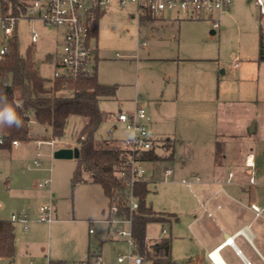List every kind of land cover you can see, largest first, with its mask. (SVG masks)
<instances>
[{
	"label": "rangeland",
	"instance_id": "obj_1",
	"mask_svg": "<svg viewBox=\"0 0 264 264\" xmlns=\"http://www.w3.org/2000/svg\"><path fill=\"white\" fill-rule=\"evenodd\" d=\"M232 7L222 17L221 28L215 35L211 34L210 18L205 16L163 24L151 34L143 28L138 16L132 17L135 6L131 3L119 6L112 2L102 10L103 15L98 20L97 77L102 83L117 86V91L113 98L100 102V110L106 119L98 126L93 138L98 143L127 139L131 133L117 122L116 116L121 111L131 114L139 106L150 118L147 128L152 140L158 147L164 143L169 147L163 150V155L169 157L174 150L173 159L147 162L143 168L150 190L147 206L170 219L166 223L149 224L146 235L158 240L171 238L176 264H181L187 254L182 239L190 234L188 224L193 213L197 210L201 213L203 208H200L203 199L197 187L204 178H190L186 172L196 170L200 161L205 163L213 149L211 142L218 127L219 94L222 101L232 102L229 104L232 114L228 130L238 135L233 139L240 142L228 140L226 154L233 155L232 151L240 144L246 148L253 145L254 153L258 155L257 168L264 176V145L250 144L240 135L245 133V125L250 119L256 120L260 126L259 135H264V62L258 61L259 33L261 26L264 27V16L248 0H235ZM167 15L175 14L169 12ZM33 31L39 35L36 44L31 42ZM62 32V28L39 20L20 19L15 26L20 55L31 58L47 87L55 81ZM139 32L142 37L148 36L145 39L147 46L140 50ZM4 38L0 24V44ZM179 58L182 63L178 62ZM93 59L95 61V57ZM218 59L227 68L231 86L224 84L226 77L219 74L222 69L209 62ZM209 74L222 80L221 93L217 78L208 81ZM179 77L181 94L178 101H173V97L169 99L166 93L161 96L165 86L168 83L175 85ZM200 78L205 79V93L198 92L196 80L200 84ZM61 94L70 96L71 93ZM84 125L82 116H71L66 121L63 135L54 138L50 130L46 131L33 119L29 127L32 140L19 142V146L11 149L0 147V219L10 221L13 213L22 211L30 217L25 232L20 223H13L14 258H1L0 264H31V261L32 264H49V261L81 264L88 262L90 254L93 255L101 245L105 261L115 263L117 255L128 252V245L115 241L113 231L108 232V226L100 222L110 206L103 189L97 184L74 185L72 178L77 160L54 157L55 150L64 145H79ZM53 138L57 142L55 147L47 143ZM35 139L44 141L39 149ZM235 156L239 158V153ZM36 162H40V166ZM167 168L174 170L173 174L167 175ZM231 169L234 172L243 170L229 164L223 167L226 173ZM184 178L198 184H183ZM47 180L51 181L48 187H38ZM256 193L264 204V186L258 187ZM50 202L56 211L55 221L49 225L39 221L38 210ZM89 222L93 223L92 235L89 234Z\"/></svg>",
	"mask_w": 264,
	"mask_h": 264
},
{
	"label": "trees",
	"instance_id": "obj_2",
	"mask_svg": "<svg viewBox=\"0 0 264 264\" xmlns=\"http://www.w3.org/2000/svg\"><path fill=\"white\" fill-rule=\"evenodd\" d=\"M26 0H0V16L22 18L27 13ZM99 13L92 29L93 37L97 34ZM152 19L151 16L143 20ZM95 35V36H94ZM259 62H264V27L259 33ZM68 91L70 96L61 93ZM117 86L101 84L97 74L88 79H55L50 87L39 75L38 69L30 57H23L18 51L17 35L14 32L9 41V53L0 61V97L15 108L22 124L20 127L0 126V135L5 143L0 147L12 148L13 142L32 140L29 122L33 117L42 127L50 129L54 138L61 137L69 117L78 115L87 118V124L81 131L79 139L80 157L73 174V184L92 182L102 187L105 195L116 197L120 203V212L129 217L125 207L128 200L130 180L128 161L130 153L124 144L114 141L98 143L93 135L98 126L106 119L100 110V102L116 95ZM169 142V140H168ZM148 151H142L139 161L143 163L168 159L173 155L163 156L157 153L158 146L153 141ZM171 145V144H169ZM168 145V146H169ZM162 149L168 150L166 143ZM147 181H138L134 185V195L139 202V209L133 214V232L138 250L147 260L154 264H173L171 260V243L162 239L152 243L148 241L146 230L151 223H166L170 219L158 215L149 206L146 199L149 194ZM15 254V233L11 221L0 219V259L13 258ZM93 255L90 254V259ZM53 264V263H51ZM62 264V263H56ZM87 264H90L87 263Z\"/></svg>",
	"mask_w": 264,
	"mask_h": 264
},
{
	"label": "crops",
	"instance_id": "obj_3",
	"mask_svg": "<svg viewBox=\"0 0 264 264\" xmlns=\"http://www.w3.org/2000/svg\"><path fill=\"white\" fill-rule=\"evenodd\" d=\"M250 2V1H248ZM118 5V4H117ZM233 5V3H232ZM232 5L230 9L224 13L227 14L232 10ZM105 10V9H104ZM104 12V11H103ZM98 14V13H97ZM175 14V13H174ZM223 14V16H224ZM103 15L102 11L99 12V16L101 17ZM136 15V7L135 12L132 14V17L134 18ZM222 16V17H223ZM96 20V19H95ZM183 19H180L179 15L175 14L172 17H169L167 13L160 18H153L149 20H143L140 19L141 24H143V28L146 30H149L152 34L153 30H158L159 26H162L163 24L166 26L170 22H179ZM174 21V22H173ZM218 31L212 30L211 34L215 35ZM37 33V32H36ZM38 34V33H37ZM62 43L65 31L62 32ZM97 34H98V26H97ZM97 34H96V46L97 50L95 52V71L96 74L98 72V63H99V47H98V40H97ZM152 35L151 37H153ZM146 38L148 36H141V32H139L138 36V48L139 50L147 46ZM39 39V35H38ZM32 42V40H31ZM38 42V40H37ZM36 42V43H37ZM32 43V44H36ZM150 53V52H149ZM178 62L182 61L177 59ZM170 61V60H167ZM186 62V61H184ZM213 66H218V69L220 70L219 74H221L222 77H226V80L224 84L226 86H231V78L229 77V73L227 71V68H224L221 65V60H211L209 61ZM223 62V61H222ZM239 64H236V67ZM223 67V68H222ZM245 72V71H244ZM215 78H217V83L219 82V89L221 93V83L222 80L220 77H215L211 74L208 76V81L212 80L215 81ZM98 79V77H97ZM201 83L198 84L196 80V84L199 86L198 92L205 93L206 88L203 86V83L205 82V79L200 78ZM99 81V80H98ZM100 82V81H99ZM242 82V80H239V83ZM103 85H109L100 82ZM192 83V82H191ZM111 86V85H109ZM168 83V86H165V90L162 92L161 96H164L165 93L169 96V99L173 97V101H178L179 95L181 94V80L180 77L177 79V82L175 85L170 86ZM211 86V84H210ZM209 88V85H208ZM226 92V91H225ZM221 94L217 97V103L219 107L218 112V127H216V130L213 134V141L211 153L208 154V158L206 159L205 163L200 161V164L198 166H195L196 170H193L192 173L186 172V174L190 175V178L193 176H200L204 179L199 183V187H197L199 193L201 194V197L203 201H201L202 208L201 213L196 212L193 213L192 219L188 224L189 232L190 234L187 237H183L182 242H184L186 255L184 257V260L181 264H264V217H257L256 214L252 211L251 205L256 204L260 207L264 208V204H262L258 200V187L264 186V176L261 173L260 170H258V166L256 165V158L257 154L254 153V148H252L253 145H249L247 148L246 146H242L241 144L238 146V148H235L232 152L233 155H227L226 154V142L228 140H235L233 137L238 136L234 134L233 132H230L229 126L231 125V122L229 121V117L232 114V111L229 107V104L232 102L229 100H221L220 98ZM109 100V99H106ZM124 113L123 111L120 112ZM117 117V122L120 124H123L127 131H129L131 134L130 136L121 141V140H112L114 142H117L118 144L123 145L127 141H129L133 137V130L128 127L127 124L121 122L119 120V115ZM33 118V117H32ZM85 120V125L87 124V118L83 117ZM34 119V118H33ZM32 119V120H33ZM150 119V118H149ZM251 121H253L251 123ZM150 123V120L148 123H146L147 127ZM84 125V126H85ZM224 126V127H223ZM252 127L253 130L251 131L250 128ZM30 127V126H29ZM42 127V126H41ZM44 128V127H43ZM249 128V129H248ZM46 131L50 129L44 128ZM247 129V131L245 130ZM260 126L256 122V120H251L249 124L245 125L244 134H240L241 136H244L248 143L250 144H263L264 145V135H259ZM51 131V130H50ZM33 135V134H32ZM34 137V135H33ZM149 137L151 138L150 134ZM152 139V138H151ZM36 143L38 141L44 142L39 139H35ZM51 141H56L54 138ZM153 141V140H152ZM47 142V143H49ZM240 143V142H239ZM57 145V142H56ZM55 145V146H56ZM54 146V147H55ZM80 146V144L78 145ZM78 146H72V145H64L62 148H74ZM211 146V145H209ZM38 148V146H37ZM242 148V149H240ZM240 149V150H239ZM157 153L163 155L164 149H162L161 146H159L157 149ZM236 150H238L236 152ZM57 151V150H55ZM174 152V150H173ZM239 153V158H237L235 155ZM174 154L171 156L170 159L174 158ZM171 155V154H170ZM250 155L254 163L256 165V182L257 184L251 185L249 183V170L245 166V161L247 159V156ZM165 156V154L163 155ZM157 162V161H155ZM227 164L230 165V167H242V171L234 172L232 169L228 171V173L223 171V167ZM168 171H171L168 173ZM174 170L167 168L166 174L171 175L173 174ZM230 173L234 174V177H230ZM185 180L182 179L181 182ZM48 181V180H47ZM50 181V180H49ZM146 181V180H145ZM46 182V181H45ZM51 182V181H50ZM87 184H94L92 182H84ZM193 183L198 184V182L193 181ZM50 185V184H49ZM48 185V186H49ZM47 186V187H48ZM101 187V186H100ZM102 188V187H101ZM43 189V188H41ZM104 192V191H103ZM105 194V193H104ZM110 201V199H109ZM52 202H50L51 204ZM259 203V204H257ZM53 205V204H52ZM42 206V205H41ZM40 206V207H41ZM39 207V208H40ZM54 212H53V221H55V208L53 206ZM18 213H26L25 211L18 212ZM39 213V210H38ZM17 214V213H13ZM12 214V215H13ZM211 214V215H210ZM213 215H215V218H213ZM12 217V216H11ZM29 217V215H28ZM110 217V212L108 211L107 215L103 220H101V223H104L108 226V232L113 231L115 241H123L124 240L118 238L115 234L114 228L106 223L105 221ZM30 219V217H29ZM9 221V220H8ZM11 221V220H10ZM12 222V221H11ZM42 222V221H40ZM51 222V223H52ZM13 223V222H12ZM19 223V222H18ZM30 223V222H29ZM46 223V222H43ZM47 223V224H51ZM22 226L23 224L20 223ZM89 234H94L90 232L91 229H93V223L89 222ZM22 230L24 231V228L22 227ZM94 230V229H93ZM25 232V231H24ZM15 233V232H14ZM169 239L171 243V260L173 264H176L177 261L173 259V247H172V240L171 238L164 237L161 239H151L147 237L148 241L155 243L159 242L162 239ZM231 240V242H229ZM102 244V243H101ZM102 245L100 248H96V250L93 252L94 255H99L103 258L102 254ZM120 255V254H119ZM214 258H212V256ZM93 256L92 259L89 257L88 262H82L81 264H87L90 262V264L93 262ZM118 255L116 256L117 259ZM14 258V257H13ZM11 259V258H10ZM105 261V259L103 258ZM107 263H110V261H105ZM150 264H154L152 261H150ZM33 262L31 261V264ZM52 262L49 261V264ZM62 263V262H61Z\"/></svg>",
	"mask_w": 264,
	"mask_h": 264
},
{
	"label": "built area",
	"instance_id": "obj_4",
	"mask_svg": "<svg viewBox=\"0 0 264 264\" xmlns=\"http://www.w3.org/2000/svg\"><path fill=\"white\" fill-rule=\"evenodd\" d=\"M235 0H26L27 13L22 18L1 17L0 24L4 31V40L0 44V61L9 53V41L15 32L16 23L20 19L39 20L46 25L62 28L65 31L60 55L57 57V70L55 79L65 80L88 79L95 74V52L96 42L92 35V29L96 19V14L106 9L112 2L119 6L129 3L136 7V15L140 19L151 16L153 18L163 17L166 13H175L180 19H200L203 16L210 18L213 29L218 31L222 25V16L226 13ZM253 2L264 16V0H248ZM32 43L38 40V34L33 31L31 35ZM119 120L128 125L133 130V137L124 143V149L130 153L128 169L130 180L127 182L129 187L128 200L125 207L129 211V217L120 212V203L116 197L110 199V217L105 221L111 225L118 238L125 241L128 245V252L118 255L115 263H107L99 255L93 256L91 264H150L143 255L139 253L138 245L133 232V214L139 209V202L134 195V185L138 181H145L146 171L143 162L139 161L142 151H148L153 146V141L149 137L146 123L149 117L145 109L139 106L131 114H119ZM32 121V118L29 122ZM5 143L0 135V146ZM43 142L38 141V149ZM19 142L14 141L13 146H19ZM49 144L53 147L56 141ZM40 166V162H36ZM245 166L249 170V183L256 182V165L253 158L248 155ZM171 171H168L170 173ZM233 178L234 174L230 173ZM183 184L190 185L193 182L182 181ZM50 181L39 183V188H45ZM252 211L257 217H264V208L252 204ZM53 205H42L39 208V221L51 223L53 221ZM211 215V214H210ZM11 221L23 224L24 231L29 228L30 219L25 213L13 214ZM94 232L93 229L90 230ZM166 233V229L163 230ZM231 242V240H229ZM214 258L213 255H211ZM250 264V263H247Z\"/></svg>",
	"mask_w": 264,
	"mask_h": 264
},
{
	"label": "clouds",
	"instance_id": "obj_5",
	"mask_svg": "<svg viewBox=\"0 0 264 264\" xmlns=\"http://www.w3.org/2000/svg\"><path fill=\"white\" fill-rule=\"evenodd\" d=\"M22 121L14 107H12L5 97H0V126L20 127Z\"/></svg>",
	"mask_w": 264,
	"mask_h": 264
},
{
	"label": "water",
	"instance_id": "obj_6",
	"mask_svg": "<svg viewBox=\"0 0 264 264\" xmlns=\"http://www.w3.org/2000/svg\"><path fill=\"white\" fill-rule=\"evenodd\" d=\"M56 159H78L80 157V148H62L54 153Z\"/></svg>",
	"mask_w": 264,
	"mask_h": 264
}]
</instances>
